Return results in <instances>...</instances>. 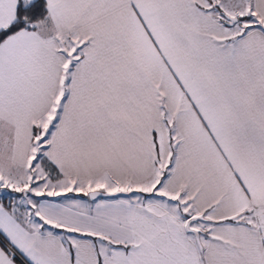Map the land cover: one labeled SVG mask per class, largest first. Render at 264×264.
Wrapping results in <instances>:
<instances>
[{"label": "snow or ice", "instance_id": "snow-or-ice-1", "mask_svg": "<svg viewBox=\"0 0 264 264\" xmlns=\"http://www.w3.org/2000/svg\"><path fill=\"white\" fill-rule=\"evenodd\" d=\"M0 264H264V0H0Z\"/></svg>", "mask_w": 264, "mask_h": 264}]
</instances>
